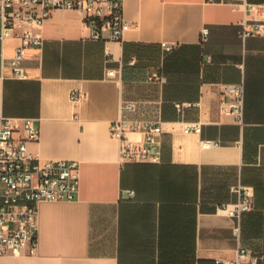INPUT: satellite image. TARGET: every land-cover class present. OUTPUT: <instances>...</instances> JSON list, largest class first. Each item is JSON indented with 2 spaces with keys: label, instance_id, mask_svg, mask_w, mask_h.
<instances>
[{
  "label": "crops",
  "instance_id": "crops-1",
  "mask_svg": "<svg viewBox=\"0 0 264 264\" xmlns=\"http://www.w3.org/2000/svg\"><path fill=\"white\" fill-rule=\"evenodd\" d=\"M249 1L264 18V0ZM235 3L124 0L121 42L93 41L82 13L55 11L44 45L27 52L26 80L13 76L19 41L0 38V118L36 119L41 137L31 152L80 163L78 199L40 204L38 253L0 264H215L240 246L264 264V35L242 40L245 6ZM164 42L175 50L163 55ZM240 82L243 126L220 113L221 86ZM185 103L192 106L180 110ZM119 120L161 122V163L122 165L110 132ZM189 123L201 133H184ZM240 185L254 189V206L239 241L223 205Z\"/></svg>",
  "mask_w": 264,
  "mask_h": 264
},
{
  "label": "built area",
  "instance_id": "built-area-1",
  "mask_svg": "<svg viewBox=\"0 0 264 264\" xmlns=\"http://www.w3.org/2000/svg\"><path fill=\"white\" fill-rule=\"evenodd\" d=\"M216 4L219 0H206ZM245 6L241 38L245 41L252 36L264 35V18L257 17L260 5L249 0H237ZM73 10L83 14L84 23L93 41L121 42L127 27L124 18V0H0V23L2 41L16 39L12 58L13 76L26 80L29 74L24 67L28 50L42 47V28L55 11ZM209 28L202 31V40L207 41ZM173 43L161 44L162 54L172 53ZM132 61V63H134ZM116 70L108 71L114 79ZM161 78L159 73L152 75ZM220 113L234 118L244 125L245 86L243 82L223 84ZM82 94L73 90L71 100L78 103ZM180 110L191 107V103L178 104ZM184 133H201L202 125H184ZM112 136L121 140V163H161L162 135L161 122L144 120H119L111 124ZM132 133L143 136L141 141L129 138ZM41 128L31 117L0 118V258L4 256H35L39 247V207L42 202H72L80 193V163L76 160H46L34 155L29 145L38 142ZM206 147H214L217 141H204ZM131 198L135 191H128ZM238 199L223 209L235 220L233 232L240 241L242 218L253 209L254 189L240 185L235 189ZM259 256L239 247L233 259L216 258L215 264H256Z\"/></svg>",
  "mask_w": 264,
  "mask_h": 264
}]
</instances>
